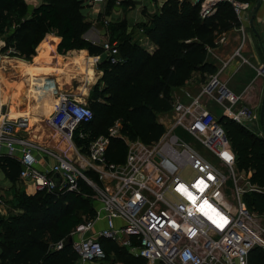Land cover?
<instances>
[{"label": "built area", "instance_id": "obj_1", "mask_svg": "<svg viewBox=\"0 0 264 264\" xmlns=\"http://www.w3.org/2000/svg\"><path fill=\"white\" fill-rule=\"evenodd\" d=\"M83 1L94 7L108 0ZM191 1L200 4L202 20L214 16L220 4H228L239 26L247 21L253 6L240 0ZM223 42V37L217 36L214 45ZM101 45L111 63H116V43L106 39ZM48 90L57 98L50 123L73 145L74 159L48 153L54 163L41 169L45 161L37 157L32 145L2 130L0 157L17 160L19 180L32 181L36 192L79 193L83 183L93 191L98 203L95 218L71 234L76 264H120L107 261L101 240L145 264H248L251 249L264 251V216L252 212L244 201L253 194L264 195V188L252 184L250 174L237 170L236 155L225 130L206 109L204 98L222 109V117L241 126L258 121L259 116L253 108L240 106V97L224 87L217 74L210 76L196 95L187 90L172 95L171 110L160 121L165 130L157 142H129L116 123L107 136L90 141L85 154L74 146L72 137L80 125L92 121L87 103L58 94L53 86ZM166 118L168 125L164 124ZM14 124L26 128L28 123L20 118ZM115 136L127 146L121 165L106 160L109 138ZM79 137L85 136L81 133ZM88 173L95 176V182ZM54 174L61 180L58 186L52 181ZM100 223L103 227L96 229ZM62 246L60 242L55 249Z\"/></svg>", "mask_w": 264, "mask_h": 264}, {"label": "trees", "instance_id": "obj_2", "mask_svg": "<svg viewBox=\"0 0 264 264\" xmlns=\"http://www.w3.org/2000/svg\"><path fill=\"white\" fill-rule=\"evenodd\" d=\"M115 1L108 0L107 6L112 8ZM85 7L88 5L83 0H41L29 14L25 0H0V53L30 60L39 44L53 34L60 39L59 55L75 50H86L91 57L104 54L102 45L83 38L91 28L82 13ZM199 9L200 4L191 0H166L148 22L135 26L134 32L124 21L104 25L109 43H116L117 62L113 64L107 57L98 65L103 86L99 82L89 95L92 121L80 125L72 137L80 153L85 154L89 142L107 134L116 122L121 136L129 142H157L165 130L157 118L171 110L172 91L183 87L195 73L201 77L217 73L207 60L208 50L215 48L221 32L239 24L228 4H220L215 15L204 20ZM219 123L236 155L237 170L250 174V182L264 188V137L224 117ZM126 152L124 140L109 138L108 163L123 164ZM0 172L9 182H18L19 162L1 156ZM87 175L95 178L92 173ZM91 191L81 184L79 193L43 190L28 196L15 192L16 213L0 216V264H76L77 255L65 241L77 227L95 218ZM244 201L252 212L264 216L263 194H253ZM60 242L62 249L56 250ZM100 243L107 261L145 264L109 241ZM248 264H264V251L251 249Z\"/></svg>", "mask_w": 264, "mask_h": 264}, {"label": "crops", "instance_id": "obj_3", "mask_svg": "<svg viewBox=\"0 0 264 264\" xmlns=\"http://www.w3.org/2000/svg\"><path fill=\"white\" fill-rule=\"evenodd\" d=\"M165 1L141 0L137 5L135 0H116L112 8L107 6V2L99 6L85 7L82 13L91 23V28L83 38L94 45H101L109 37L107 25L124 21L131 28L134 24L137 26L146 23L149 16ZM242 1L253 4L249 18L240 26L221 32L218 37H223L224 42L208 51L207 60L217 69L216 74L220 83L232 94L240 97L238 104L253 108L259 116L264 95V56L259 44L260 40L264 50V0H260L252 25L250 17L256 0ZM25 2L30 14L41 0ZM120 2L122 5H118ZM137 6L140 8L137 9ZM104 22H107L106 26ZM100 26L101 29H98ZM59 42L57 36L48 35L39 44L35 56L30 60L0 53V130L12 138H24L28 141L36 150L37 157L45 161L44 164H40L41 169L54 163V159L48 153L54 157L56 155L70 157L74 152L73 145L50 123L57 98L48 88L53 86L58 94L68 96L77 102L87 103L92 88L102 77L98 65L107 59L106 53L91 57L86 50H75L66 55H59L57 53ZM1 45L0 42V48ZM209 77H201L200 73H195L183 87L173 90L172 95L182 94L184 90L196 95ZM99 86L102 87L103 83L100 82ZM209 102L214 101L204 98L206 106ZM163 115H158L159 123ZM20 118L27 120L26 128L14 124ZM257 136L262 135L258 133ZM5 153L6 150L2 149V155ZM29 188L33 189V192H28ZM18 191L28 196L36 192L32 181L19 180L13 184L0 172V200L14 197ZM2 206L3 203L0 208ZM102 227L103 223H100L96 229Z\"/></svg>", "mask_w": 264, "mask_h": 264}, {"label": "rangeland", "instance_id": "obj_4", "mask_svg": "<svg viewBox=\"0 0 264 264\" xmlns=\"http://www.w3.org/2000/svg\"><path fill=\"white\" fill-rule=\"evenodd\" d=\"M114 1V0H113ZM138 4L137 5H139V3H141V0H135ZM143 3L145 4V2L143 1ZM159 3H161V1H159ZM138 8H140L139 6H137V9ZM86 12H87V10H86ZM85 12V13H86ZM135 14V12H133V15ZM151 16V15H150ZM149 16V17H150ZM89 18H90V13H89ZM90 20H92V18H90ZM132 20V22H133V18L131 19ZM131 22V23H132ZM146 22V21H145ZM103 24V23H102ZM110 25V24H109ZM111 26H113V24H111ZM101 27L102 26H100V27H98V29H101ZM135 27V24L131 27L132 29ZM111 28V27H110ZM129 29H130V27H129ZM135 30L133 29V32H134ZM206 109L209 111V113L210 114H212L216 119H221L222 118V109L216 104V103H214V102H209L208 104H207V106H206ZM164 120H166L165 122H164V124L165 125H168V119L166 118V119H164ZM116 123H118V122H116ZM116 123L111 127V128H113L115 125H116ZM119 124V123H118ZM92 126H93V124H92ZM119 126H120V124H119ZM111 128H109V129H111ZM88 129H91V127L89 128L88 127ZM108 133H109V131H107V134H105L104 136H107L108 135ZM114 138H120L119 136H115ZM184 138H185V140L186 141H189V142H191L192 144H195L198 148H199V150L200 151H202L203 153H205L197 144H196V142H194L190 137H187V136H184ZM205 155H209V154H207V153H205ZM74 156H75V153L74 152H72V154L70 155V157H68L69 158V160H73L74 159ZM92 177V178H91ZM90 178H91V180L93 181V182H95V178L93 177V176H91ZM94 178V179H93ZM84 184V183H83ZM28 192H33V189H31V188H29V190H28ZM92 192V194H91V200L93 201V203H94V206L95 207H98V203H96V201H95V194L93 193V191H91ZM2 200H3V206L0 208V216H6L7 214L8 215H11V214H15L16 213V205H17V202L15 201V197H6V198H1ZM112 259H114V256L113 255H111L110 256V260H112Z\"/></svg>", "mask_w": 264, "mask_h": 264}, {"label": "water", "instance_id": "obj_5", "mask_svg": "<svg viewBox=\"0 0 264 264\" xmlns=\"http://www.w3.org/2000/svg\"><path fill=\"white\" fill-rule=\"evenodd\" d=\"M260 6V0H256V3H255V8L252 12V15L250 17V24L252 25L253 23V19L255 17V14L258 10ZM255 33V32H254ZM257 36V34H256ZM258 38V36H257ZM259 40V38H258ZM259 44H260V48L263 52V56H264V50H263V46H262V43L261 41L259 40ZM245 127L250 130L252 133H255V134H258V133H261V135L264 137V95H263V98H262V102H261V106H260V110H259V118H258V121H252V122H248L245 124ZM52 181L58 186L61 182L59 176L57 174H54L52 176ZM72 237H68L67 240L65 241V245H72Z\"/></svg>", "mask_w": 264, "mask_h": 264}, {"label": "snow or ice", "instance_id": "obj_6", "mask_svg": "<svg viewBox=\"0 0 264 264\" xmlns=\"http://www.w3.org/2000/svg\"><path fill=\"white\" fill-rule=\"evenodd\" d=\"M229 159L231 158V157H228ZM181 187H183V186H181ZM192 197H190V199H191Z\"/></svg>", "mask_w": 264, "mask_h": 264}, {"label": "bare ground", "instance_id": "obj_7", "mask_svg": "<svg viewBox=\"0 0 264 264\" xmlns=\"http://www.w3.org/2000/svg\"><path fill=\"white\" fill-rule=\"evenodd\" d=\"M3 120V119H2ZM27 121V120H26ZM28 123V122H27Z\"/></svg>", "mask_w": 264, "mask_h": 264}]
</instances>
